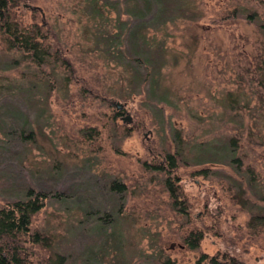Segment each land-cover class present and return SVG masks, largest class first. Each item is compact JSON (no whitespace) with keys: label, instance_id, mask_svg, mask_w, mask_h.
Instances as JSON below:
<instances>
[{"label":"rangeland","instance_id":"374dc122","mask_svg":"<svg viewBox=\"0 0 264 264\" xmlns=\"http://www.w3.org/2000/svg\"><path fill=\"white\" fill-rule=\"evenodd\" d=\"M152 1L15 2L69 63L0 40V204L47 195L30 264H264V0Z\"/></svg>","mask_w":264,"mask_h":264},{"label":"trees","instance_id":"16d2710c","mask_svg":"<svg viewBox=\"0 0 264 264\" xmlns=\"http://www.w3.org/2000/svg\"><path fill=\"white\" fill-rule=\"evenodd\" d=\"M17 0H0V40L3 41L9 50L22 51L27 54L29 59L38 66H43L50 62L60 59L64 64L67 63L64 55L60 53L61 45L57 36L44 35L43 26L34 23L26 24L24 21L16 17L13 7ZM152 3L153 1L150 0ZM157 5H155V8ZM94 8V7H93ZM154 11L153 5H150L149 16ZM52 37V38H51ZM137 62H143L140 55L132 56ZM177 156L175 154H167L165 163H156L154 169L167 172L169 175L177 166ZM236 161V158H235ZM166 187L172 199H174L175 208H182L179 200V187L172 181L170 177L166 179ZM111 184V183H110ZM113 191H123L124 185L117 181L111 184ZM46 193L42 190L30 188L24 199L0 204V264H30L27 258L26 243L32 241L34 243L43 242L39 232L31 233V225L33 215L43 206V200ZM254 221H260L264 224V213L257 215ZM196 233V232H195ZM189 237L190 246H198L202 239V233H197ZM47 242V239H45ZM57 264H61L57 262ZM163 264H173L169 260ZM197 264H201L197 262ZM212 264H219L216 261Z\"/></svg>","mask_w":264,"mask_h":264},{"label":"water","instance_id":"95a60500","mask_svg":"<svg viewBox=\"0 0 264 264\" xmlns=\"http://www.w3.org/2000/svg\"><path fill=\"white\" fill-rule=\"evenodd\" d=\"M115 105H116V107H118V108H121L122 107V103H120V102H115ZM130 119V115H128V116H126L125 117V119Z\"/></svg>","mask_w":264,"mask_h":264},{"label":"flooded vegetation","instance_id":"af4514ba","mask_svg":"<svg viewBox=\"0 0 264 264\" xmlns=\"http://www.w3.org/2000/svg\"><path fill=\"white\" fill-rule=\"evenodd\" d=\"M123 118H125V116Z\"/></svg>","mask_w":264,"mask_h":264}]
</instances>
